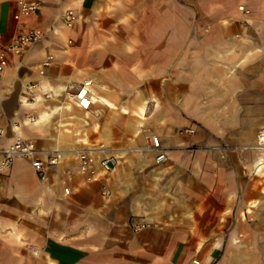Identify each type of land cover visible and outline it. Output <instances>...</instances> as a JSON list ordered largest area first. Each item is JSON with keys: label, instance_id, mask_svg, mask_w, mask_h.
<instances>
[{"label": "crops", "instance_id": "1", "mask_svg": "<svg viewBox=\"0 0 264 264\" xmlns=\"http://www.w3.org/2000/svg\"><path fill=\"white\" fill-rule=\"evenodd\" d=\"M39 1L19 22L0 0L4 42L45 32L0 78V157L16 122L62 158L44 180L0 171V264H264V0ZM87 81L82 110L64 94ZM101 143L119 163L87 181L79 152Z\"/></svg>", "mask_w": 264, "mask_h": 264}, {"label": "built area", "instance_id": "2", "mask_svg": "<svg viewBox=\"0 0 264 264\" xmlns=\"http://www.w3.org/2000/svg\"><path fill=\"white\" fill-rule=\"evenodd\" d=\"M17 12L14 15L16 21L21 20L22 17H30L37 15L42 8L41 2L39 0H16ZM63 23L67 28H71L77 17L72 10H66L62 15ZM45 37V32L39 28L27 27L21 28L17 31L14 37L8 42H4L0 36V78L2 73L9 65V59L12 56L19 55L24 48L29 45L43 40ZM51 57H49L43 63V69L40 73H44V68L49 65ZM89 86H91V81L83 83L76 91H67L64 94V98L75 103L80 109L88 110L93 102V98L89 92ZM36 85L29 84L26 86L27 90H32ZM52 97L51 93L45 95V99H50ZM7 99V92L0 85V120L3 111V104ZM49 108V107H47ZM28 121H34L33 116H28ZM10 132L12 133L11 144L1 152L0 157V171L10 169L13 162L18 159H28L38 177L41 180L45 179V168L48 166L56 165L62 158V153L59 151H53L50 153H45V159L39 158L40 151L35 142L31 139H26L19 133V125L16 122H10L9 125ZM1 136V131H0ZM152 149L158 151L155 156V161L157 163H163L166 160L165 153L161 150V145L159 138L155 135L149 137ZM258 142L261 148H264V133L259 135ZM95 153H100L99 158H95ZM79 167L78 171L81 175L85 176L87 181H92L95 179L96 171L94 168H90V164L96 163L98 168L102 172H111L119 163V158L112 154H107V148L103 143L98 146H93L88 149L82 150L78 155ZM64 194H69V189H64ZM142 227L137 226L135 230H140Z\"/></svg>", "mask_w": 264, "mask_h": 264}, {"label": "rangeland", "instance_id": "3", "mask_svg": "<svg viewBox=\"0 0 264 264\" xmlns=\"http://www.w3.org/2000/svg\"><path fill=\"white\" fill-rule=\"evenodd\" d=\"M121 117L123 118L122 120H124V121H122V124H121V130L122 131H124L125 130V128H124V125L123 124H125L126 122H132V118L130 117V118H127V116H122L121 115ZM259 135H260V133H259Z\"/></svg>", "mask_w": 264, "mask_h": 264}, {"label": "bare ground", "instance_id": "4", "mask_svg": "<svg viewBox=\"0 0 264 264\" xmlns=\"http://www.w3.org/2000/svg\"><path fill=\"white\" fill-rule=\"evenodd\" d=\"M106 100V99H105ZM144 117V116H143Z\"/></svg>", "mask_w": 264, "mask_h": 264}]
</instances>
